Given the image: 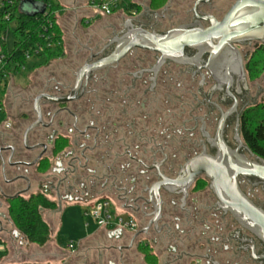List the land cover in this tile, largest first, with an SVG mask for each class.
I'll list each match as a JSON object with an SVG mask.
<instances>
[{
    "label": "flooded vegetation",
    "instance_id": "obj_1",
    "mask_svg": "<svg viewBox=\"0 0 264 264\" xmlns=\"http://www.w3.org/2000/svg\"><path fill=\"white\" fill-rule=\"evenodd\" d=\"M196 1L171 0L156 13L142 3L128 18L163 33L196 20L207 26L197 15L221 19L233 3ZM122 29L112 28L98 39L90 35L89 42L99 43L77 44L76 60L59 61L65 64L57 72L31 78L24 90H8L0 126V234L4 221L13 223L10 208L16 199H47L51 205L41 208L42 213L103 198L133 217L136 226L134 232L121 230L120 238L103 235L106 243L96 249L103 264H264L263 240L219 206L209 177L202 174L188 186L173 182L182 166L204 149L216 153L203 132L214 137L222 113L233 107L224 138L237 147L239 119L248 146L243 117L264 104L263 90L249 85L256 81L249 69L264 67V44H236L240 55L220 57L213 68L216 77L205 68L208 55L193 64L166 61L155 70L159 54L135 48L78 82L80 67L91 54L90 63L109 55L114 45L107 43ZM196 53L186 49L190 57ZM230 60V71H225L220 63ZM240 151L257 160L245 147ZM238 184L264 210V183L239 176ZM13 234L26 240L20 231ZM109 256L115 261L105 262Z\"/></svg>",
    "mask_w": 264,
    "mask_h": 264
},
{
    "label": "water",
    "instance_id": "obj_2",
    "mask_svg": "<svg viewBox=\"0 0 264 264\" xmlns=\"http://www.w3.org/2000/svg\"><path fill=\"white\" fill-rule=\"evenodd\" d=\"M19 1L21 12L26 14L32 15L45 10V5L37 0ZM198 2L199 0L195 2V5ZM170 5L171 0L161 8V11L166 10ZM146 8L155 13L160 10ZM197 18L208 21L209 25L203 26L199 20H196L193 24L178 25L163 33L148 31L136 26L131 18L125 19L121 24L124 30L122 29L121 34H116L107 43L114 45L113 51L90 63L94 57L91 54V57L77 72L78 82L84 76L88 77L92 71L117 63L135 48L159 54L155 70L166 61L193 64L195 61L198 62L202 55H208L205 68L212 70L213 76L216 77L213 68L221 58H226L229 53L237 57L240 55L236 44H244L252 40L264 44V0H235L221 19L208 14L197 15ZM186 49H195L197 53L190 57L186 54ZM230 59L232 60V58ZM231 60L226 64L221 62L222 69L229 70L233 61ZM238 65L242 70L240 60ZM229 71L226 75H229ZM229 82H227L228 85ZM43 96L53 100L50 95ZM36 108H38V98L36 99ZM234 110L235 107L222 113L214 137H211L206 131L203 132L208 142L216 148V153L208 154L204 149L201 154L188 160L182 166L178 178L173 182L185 181L188 186L196 177L205 174L211 180L210 187L218 198L219 206L230 211L243 226L250 229L264 242V210L249 199L238 184L239 176L254 177L264 183V159L245 145L240 133L239 119L235 135L238 145L232 148L227 144L224 138L225 123ZM37 124L38 122L31 125L27 132ZM241 147H245L248 153L257 160H250L245 153L240 151ZM120 233L121 229H115L109 231L108 236L120 238Z\"/></svg>",
    "mask_w": 264,
    "mask_h": 264
},
{
    "label": "rangeland",
    "instance_id": "obj_3",
    "mask_svg": "<svg viewBox=\"0 0 264 264\" xmlns=\"http://www.w3.org/2000/svg\"><path fill=\"white\" fill-rule=\"evenodd\" d=\"M4 0H0L3 2ZM125 2H130L132 0H124ZM142 3L147 2V0H140ZM229 4L230 2H234L235 0H220V3L223 5L224 3ZM18 6H20V1L17 0ZM6 5L8 7V2H6ZM9 5H13L14 3H9ZM10 7L7 10L10 12L12 11ZM3 11H6V8L4 6H0V13H3ZM7 13V12H5ZM129 14L127 15L125 13V18H128ZM7 19V16H5ZM125 18H121L124 19ZM1 19V18H0ZM117 21L115 18H112L111 20H104L102 21V25L96 30L91 31L88 30L87 33H82V29L84 25L82 23H76V27L78 26V29L74 30V22L72 20H69V24H67L66 21V27L68 29L65 42L66 44L69 43V46L66 47L65 50V56L59 57V58H53L50 59L48 62L44 63L43 58H38L37 56H31L28 60L26 65L18 71H11V73L8 76L9 85L8 89H0V126L4 122L6 118V106H5V100L7 97L8 90L12 91V93H15L16 91L24 90L26 85L29 83L30 79L33 77H44V76H50L54 72H57L60 68V65H63L65 63H61L59 61H74L76 60V50L77 46L76 43H78V39L80 38L82 42L87 43V39H90V35H96L95 38H97L98 35H101V37H104V29H108V24L111 25H119L121 26L122 20ZM112 22V23H110ZM1 23V21H0ZM17 27L16 20H12L8 23V29L5 33L1 35L0 38V50L2 48V43L6 44V48L8 50H11L14 46V42L16 41V35H15V28ZM74 27V28H73ZM111 27V26H110ZM76 31V32H75ZM74 32V34H73ZM92 32V33H91ZM98 39V38H97ZM89 44H93V42H88ZM95 43V42H94ZM99 43V41L97 42ZM65 48V47H64ZM260 87L263 92L261 93V96H264V72H261V74L256 78V81L250 82V86L252 87V90L256 91L257 85ZM256 85V86H255ZM253 109V108H251ZM260 110H262V107L259 106L255 113H259ZM0 130H3L0 128ZM233 130V129H232ZM233 133V132H232ZM233 136V135H232ZM86 209V206L80 205V204H69L65 205L62 209L56 210V211H49L46 213V211L42 212V217L45 221L48 222V225L50 227V240L47 242L46 246H39L35 243H30L28 246L25 244L27 242V239H21V237L16 238L13 234V231H19L18 228L11 223L8 225L5 221L3 222L4 232L0 234V251L3 249H6V254L3 255L0 258V264H96L98 262V259L101 260V256H97V254H92L90 256V259L88 258L89 254L86 253V257L84 256V248L80 250V254H77L73 256L74 253H63L59 251V247L62 250H70L68 249V245L70 243L80 244L83 239L86 237L96 235L98 234L99 227L97 226L96 222H94L92 219H85L83 217V211ZM7 213V210H6ZM88 223V226L85 225V223ZM106 241L104 240V244ZM87 246V245H86ZM80 255V256H79ZM74 259V260H73ZM113 259L115 261V258H112L109 256V258L105 261ZM60 260V261H59ZM97 261V262H96ZM100 263V262H98ZM97 263V264H98Z\"/></svg>",
    "mask_w": 264,
    "mask_h": 264
},
{
    "label": "trees",
    "instance_id": "obj_4",
    "mask_svg": "<svg viewBox=\"0 0 264 264\" xmlns=\"http://www.w3.org/2000/svg\"><path fill=\"white\" fill-rule=\"evenodd\" d=\"M19 1V0H18ZM45 5V10L36 14H26L21 12L17 0H4L0 6H4L6 11L0 13V38L8 29V23L16 20L15 28L16 41L11 50L2 43L1 52L5 54V65L0 68V82L4 89L8 87L9 80L7 76L11 71L21 70L27 63V56H37L43 58L44 63L50 59L65 56L66 47L63 31L58 22V15L63 12V7L58 0H37ZM167 0H150V6L154 10L161 9ZM8 2V7L6 5ZM9 3H14L9 5ZM12 11H8L12 7ZM7 12V13H5ZM7 16V19L6 17ZM111 19H108V21ZM119 21V20H117ZM112 23V22H110ZM84 21V25H87ZM111 26V27H110ZM119 25L108 24V29L102 33L111 32L112 28ZM86 28V27H85ZM88 28V27H87ZM86 28V29H87ZM85 29L84 32L87 30ZM89 42V40H87ZM93 42V41H92ZM94 43V42H93ZM97 43V42H95ZM79 43H76V45ZM67 45V46H66ZM65 47V48H64ZM250 75L253 79L257 78L264 67L253 65L250 69ZM262 110L255 113L259 106L249 109L242 120V135L249 148L258 156L264 158V104L260 105ZM50 203L41 196H33L28 199L19 198L12 202L10 208V217L18 230L26 237L29 243H35L44 246L50 240V227L43 219L41 208H49ZM6 254V249L0 251V258ZM147 261H152L149 254L145 255Z\"/></svg>",
    "mask_w": 264,
    "mask_h": 264
},
{
    "label": "crops",
    "instance_id": "obj_5",
    "mask_svg": "<svg viewBox=\"0 0 264 264\" xmlns=\"http://www.w3.org/2000/svg\"><path fill=\"white\" fill-rule=\"evenodd\" d=\"M94 1L95 0H58V2L64 8L63 12L58 15V22L60 23V26L62 28L64 38L66 37L67 31H68L66 25L69 24V20H72V22L75 23L74 27H76V23H78V25H79V23H82L84 25V21H86V23H88L89 25L87 24L88 26H85V25L83 26V27H86V28L88 27V28L82 29V33L88 34V30L96 31L102 25L101 24L102 21H104L106 19L107 20L112 19V18H115L116 20H120L121 18L125 17V13L127 15L134 13L135 10L142 4V1L140 2V0H132L128 3L125 2L124 0H120L113 7L114 9L112 10V13L107 14L102 9H100L98 7H94L93 6ZM96 1H101V0H96ZM143 4H144V7H149L150 9H152L151 6L149 5L150 0H147V2H145V3L143 2ZM66 21H67V24H66ZM76 29H78V26L76 28H74V30H76ZM85 29L87 30L86 32H84ZM73 34H74V32H73ZM89 38H91V37H89ZM77 39H78V43L82 42L80 38H77ZM7 89H8V87L4 90H7ZM47 212H49V211H46V213ZM83 217H84V215H83ZM84 218L87 220L91 219V218H86V217H84ZM85 225L88 226V223L86 222ZM98 231H99L98 234L86 237L85 239H83L81 241L80 244H75L76 245L75 251L62 250V249H60L61 247H59V251L66 253V254L67 253H74L72 255L75 256L77 254H80V250L83 249V247H85L83 250L84 256L86 257V255H87L86 253L89 254L88 258L85 259L86 262L88 261L87 259L92 260L91 262H93L94 258L90 259V256L92 254L93 255L97 254V256L100 255V253L96 249L98 247H100L101 245H103V243H104L103 235L109 232L105 228H101V227H99ZM25 244L28 246V244H30V243L27 241ZM46 245H44V246H46ZM103 260H104L103 258H101V260L98 259V262H100L98 264H103Z\"/></svg>",
    "mask_w": 264,
    "mask_h": 264
},
{
    "label": "built area",
    "instance_id": "obj_6",
    "mask_svg": "<svg viewBox=\"0 0 264 264\" xmlns=\"http://www.w3.org/2000/svg\"><path fill=\"white\" fill-rule=\"evenodd\" d=\"M120 0H101L94 1L93 6L98 7L105 11L107 14L112 13L113 7ZM28 59L31 56H27ZM5 54L0 51V68L5 65ZM8 79V76H7ZM5 88L3 83L0 82V89ZM84 217L91 218L96 224L105 228L107 231H112L115 229H121L123 231H132L136 230L134 219L131 216L125 215V213L118 209H113L111 203L108 199H95L86 206V209L83 211ZM68 248L71 251H75V243H70Z\"/></svg>",
    "mask_w": 264,
    "mask_h": 264
}]
</instances>
